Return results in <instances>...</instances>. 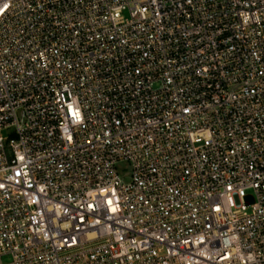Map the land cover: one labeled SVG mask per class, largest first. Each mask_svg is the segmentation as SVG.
Wrapping results in <instances>:
<instances>
[{
	"label": "built area",
	"instance_id": "built-area-1",
	"mask_svg": "<svg viewBox=\"0 0 264 264\" xmlns=\"http://www.w3.org/2000/svg\"><path fill=\"white\" fill-rule=\"evenodd\" d=\"M0 264H264V0H0Z\"/></svg>",
	"mask_w": 264,
	"mask_h": 264
},
{
	"label": "rangeland",
	"instance_id": "rangeland-1",
	"mask_svg": "<svg viewBox=\"0 0 264 264\" xmlns=\"http://www.w3.org/2000/svg\"><path fill=\"white\" fill-rule=\"evenodd\" d=\"M122 168H125V166L123 165ZM7 261H8V259L6 258V259L4 260V263H6Z\"/></svg>",
	"mask_w": 264,
	"mask_h": 264
}]
</instances>
